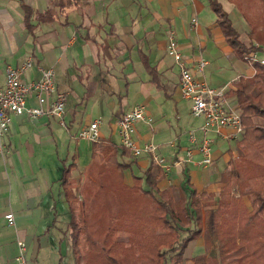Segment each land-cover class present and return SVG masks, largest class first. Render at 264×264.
<instances>
[{"label": "crops", "instance_id": "obj_1", "mask_svg": "<svg viewBox=\"0 0 264 264\" xmlns=\"http://www.w3.org/2000/svg\"><path fill=\"white\" fill-rule=\"evenodd\" d=\"M218 1L245 47L264 52V0H241L243 11L235 0ZM169 31L194 77L222 88L227 103L242 114L236 82L252 79L256 66L228 43L210 0H0V86L8 65L17 67L29 58L24 80H37L40 68L52 67L56 89L66 93L65 125L53 114L9 115L0 152V264H18V240L26 243L25 264H74L66 236L70 213L61 184L64 169L71 167L69 187L77 193L74 171H90L93 154L103 145H120L115 121L139 103L152 121L135 122L132 135L140 144H156L163 162L158 166L150 155L135 157L127 150L121 157L129 163L123 181L130 185L134 176L143 181L150 169L158 173L160 189L173 186L179 194L185 171L197 191L218 193L229 158L241 154V134L227 139L229 126L206 131L212 160L202 162L198 127L203 118L191 114V100L180 93L179 68L167 51ZM27 105L36 106L35 97ZM96 118L102 141L95 145L78 131ZM252 119L262 121L259 115ZM7 212L14 216L13 225Z\"/></svg>", "mask_w": 264, "mask_h": 264}, {"label": "trees", "instance_id": "obj_2", "mask_svg": "<svg viewBox=\"0 0 264 264\" xmlns=\"http://www.w3.org/2000/svg\"><path fill=\"white\" fill-rule=\"evenodd\" d=\"M210 3L228 43L239 53L247 52L249 49L240 40L226 10L218 0H210ZM255 66L252 79L239 78L236 82L237 102L242 110L243 130L238 140L241 154L229 158L228 170L221 173L222 185L218 193L197 191L185 171L178 199H174L170 191L173 186L163 189L157 186L159 175L150 169L145 171L143 181L141 177L134 176L132 184H126L123 171L129 163L121 157L128 151L121 145L108 143L98 154H93L89 172L96 182H92L90 176L87 182L89 192L82 202H78L75 189L69 187L71 167H65L61 184L70 213L68 223L72 229L70 239L74 264H86L80 254V216L83 209L93 205L94 197L89 194L98 195L101 191L119 195L113 199V205L116 204L113 213L120 217V222L113 225L111 239L105 240L103 245L106 247L99 257L89 256L87 262L90 264H179L188 242L197 238L202 230L217 240L219 264H264V67ZM256 115L262 117L261 122L252 119ZM101 141L98 138L93 144ZM97 202L99 208L106 209L104 216L107 207L100 201H96L95 206ZM107 214L108 211L105 217ZM136 217L141 219L135 220ZM124 218H129V221L123 228ZM132 228H139L137 233H141L137 241L152 242L154 246H133L132 242L136 240L130 236V242L127 240L128 245L125 246V241L122 242L119 236L124 231L135 232ZM146 233L153 235L149 239ZM204 241L210 243L208 238ZM215 261L206 254L193 258V264H215Z\"/></svg>", "mask_w": 264, "mask_h": 264}, {"label": "built area", "instance_id": "obj_3", "mask_svg": "<svg viewBox=\"0 0 264 264\" xmlns=\"http://www.w3.org/2000/svg\"><path fill=\"white\" fill-rule=\"evenodd\" d=\"M192 23H196V17L191 18ZM257 46V45H256ZM168 53L174 58L179 68L178 86L183 97L191 100L190 112L195 117L203 118L198 127L202 131L198 149L202 154V162L209 163L212 159V139L206 131L214 129L218 131L221 127H231L232 130L225 136L227 139H234L243 130L241 122V112L236 106L227 103L223 97L222 88L213 87L204 79L194 77L192 69L186 64L185 58L174 38L173 31H169ZM244 59L251 64H259L264 67V52L251 49L244 53ZM205 61H199L201 67ZM31 64L27 58L19 66H7L5 69L4 84L0 86V152L4 149L3 135L8 127L11 113L26 114L30 118H37L43 113L56 115L61 125L64 123V112L66 104V93L58 91L55 86V72L52 67L40 68L41 75L37 80H24L21 73ZM35 97L36 106L27 105L29 97ZM150 123L152 117L148 114L144 104L139 103L134 107L124 111L115 121L119 144L129 151L132 156L148 154L155 162L161 160L157 154V146L151 141L138 143L133 135V126L137 121ZM101 120L93 119L84 125L78 136L89 142L98 140L100 137L99 126ZM189 138L192 143L197 141L194 130H189ZM190 158L191 150L187 149ZM159 157V159H158ZM7 223L14 224L12 212L5 214ZM18 251L15 260L18 264H25L26 243L23 240L17 241Z\"/></svg>", "mask_w": 264, "mask_h": 264}, {"label": "rangeland", "instance_id": "obj_4", "mask_svg": "<svg viewBox=\"0 0 264 264\" xmlns=\"http://www.w3.org/2000/svg\"><path fill=\"white\" fill-rule=\"evenodd\" d=\"M234 2L236 3V6H238L239 9L243 11V9L241 8V0H235ZM191 119L195 121L193 117H191ZM149 157L152 159L151 156ZM161 162L163 161L161 160L157 162V165L159 166L158 163H161ZM90 176H91V172L89 171L83 172V170H77V171L75 170L73 173L72 184L74 185L76 184L78 202H82L83 197L87 194V192H89L87 182ZM91 181L96 182V179H94L91 176ZM97 185H99V181L97 182L96 186ZM100 185H103V184L100 183ZM170 191L172 193L173 198L178 199L179 194H178L177 189L171 188ZM101 192H99L98 195H95V193L89 194L92 197H94V200L92 201L93 205L89 206L88 208L83 209L82 210L83 215L80 216L81 217L80 228H79L80 236H81V241L79 242V245L81 248L80 254H82V259L83 261H86V264H90V262H87V261L89 260L90 258L89 256L91 254L94 257H99V255L103 252V247H106L105 245H103V243L104 244L106 243L105 240L108 237L111 239L110 231L113 230L114 228L113 225L115 226L116 224L120 222V217L116 216L115 213H113L114 206L116 205V204L113 205L114 203L113 201H115L113 199L115 196H119V195L116 193L115 194L111 193L110 195H108L107 191H106V194L101 193ZM121 197L123 196L121 195ZM244 199L246 202H248L247 198H244ZM96 201H100L106 205L107 211H108V214L106 217H105V214L107 211L104 213V216H103V212L106 209L99 208L98 202H97V206H95ZM109 213H110V216H109ZM134 219L140 220L141 218L136 217ZM114 220H118V222H114ZM128 221H129V218H126V220L124 218V222L121 224V226L124 228V223L128 224ZM66 229L68 230V233H66V236L68 238L67 240L70 241V251L72 252L71 239H70V232L72 229L69 224ZM132 229L135 232L128 233V231L127 232L124 231V233H122L119 236V239L122 242L125 241L124 243L125 246L128 245L127 244L129 241L128 236H130L133 240H136L135 242L131 241L133 246H140V247L154 246L152 242L148 243V241H137L138 239H140V236H141V233H137L139 228H132ZM105 233H106V236H105ZM147 235H149V239H150L151 235L153 234L151 233ZM205 238H208V240L210 241L209 244H206L205 241L203 244V240H205ZM217 243L218 242L216 239L212 238L209 234H207L205 230H202L200 234V238L194 239L191 243H189V246H187L183 250V259L180 261L179 264H193V258L200 254H206V255L212 256L213 258L216 259L215 264H219ZM169 254H171V252ZM72 255H73V252H72ZM66 258L68 259V255L66 256ZM66 258H64V260Z\"/></svg>", "mask_w": 264, "mask_h": 264}]
</instances>
